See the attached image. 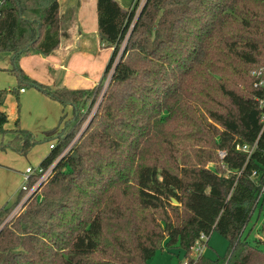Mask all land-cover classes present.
<instances>
[{"label":"trees","instance_id":"trees-1","mask_svg":"<svg viewBox=\"0 0 264 264\" xmlns=\"http://www.w3.org/2000/svg\"><path fill=\"white\" fill-rule=\"evenodd\" d=\"M133 5L97 1L100 39L113 49L103 81L112 76L94 117L63 155L82 124V107L103 81L73 91L24 75L22 57L49 56L60 44L59 0H0V55H11L18 105L23 87L31 86L74 109L70 120L61 117L64 128L56 129L54 148L40 164L51 174L28 198L27 211L6 222L22 190L0 207V264H109L90 261L98 253L112 256L102 248L105 235L114 236L120 264H147L163 239L190 253L201 234L213 231L228 241L226 255L194 264H264V253L245 237L264 186V87L254 86L262 69L264 79V0H146L138 15ZM228 69L241 81L249 72L251 92L218 85L227 103L221 112L207 111L213 126L197 104L212 90L209 77L220 79ZM181 119L192 141L206 140V130L212 149L173 164ZM6 121L0 111V133ZM256 143L250 157L236 148ZM180 208L188 215L176 224L168 210ZM116 230L130 232L135 245L119 241Z\"/></svg>","mask_w":264,"mask_h":264},{"label":"rangeland","instance_id":"rangeland-1","mask_svg":"<svg viewBox=\"0 0 264 264\" xmlns=\"http://www.w3.org/2000/svg\"><path fill=\"white\" fill-rule=\"evenodd\" d=\"M135 1L136 0H123L122 5L125 9H128L135 3ZM10 69L11 68L6 71L0 69V91L5 92L0 101V111L6 113L7 115V121L2 126L4 133H0V207L6 205V203L10 201L9 197L12 196L11 192H16L17 194L15 193V196L19 194L22 185L25 183V176L23 173L26 168L31 167L36 169L39 167L41 161L50 153V146L56 143V134H49V131L45 133L42 129L45 119L42 117L43 113L41 112V109L35 108L32 105L23 106L21 103V96L18 105L17 94L15 92V90L18 89V78L9 71ZM217 75L220 79H211L209 77L212 90L210 91L209 96L202 99L203 105L197 104L198 110H201V115L207 119V122L210 125H213L214 122L211 118H209L207 111L214 109L221 112L223 105L227 103V100L220 96L219 91L216 92L218 85L225 84L226 87L237 89L245 95L251 92L248 85L249 72L245 73L243 81L239 80L238 74L234 73L230 69L220 72ZM110 79L111 74L106 77L100 88L93 90L91 99L87 101L85 107H82L84 108L83 111L85 113L84 116L80 117L82 124L77 128L75 139L65 149L63 155L68 153L70 148L75 144L91 119L94 117L103 99V95L108 88ZM25 90L34 89L31 86H24L23 91ZM43 95L46 96L45 94ZM189 102L191 107H193V103L195 101L190 99ZM63 115L66 117V120H70L74 115V109L71 106H66ZM182 123V119L176 123L174 136L178 139L174 141V156L177 161L173 164H183L187 162L188 158L193 156V152L195 150L208 151L212 149V145L209 144V141H212L213 137L208 134L206 130H203L202 136L206 140L192 141L189 138L191 135L185 131V126L182 127ZM53 128H64V124H61V118L58 119ZM17 130L22 132L20 134L18 132L17 134ZM26 135H30V139L25 146L24 140L26 139ZM20 136L22 137V140H16V137ZM24 146L26 147V151L22 152ZM51 171H47L44 176H38L34 179L30 190L22 194L18 203L14 202L15 205L13 206L6 222L13 220V218L27 211L28 204H26V202L28 198L34 193L39 194L42 191V187L45 183H47ZM19 177H22V179L20 180ZM15 187L18 190L14 189ZM13 201H15V199ZM174 205L179 206L178 204ZM168 213L169 220L176 224L185 220L188 215L183 208H180L178 213L171 210H168ZM109 231H113V229H110ZM116 231L117 235L120 237L119 241H123L129 247H133L135 245L132 241L130 232L128 234H123L120 230ZM245 237L253 246L258 245L259 249L264 253V195L260 199L257 209L254 211L248 222ZM113 239L114 236L105 235L104 241L102 242V248H107L108 253H112V256L98 253L91 258L90 261L120 264L113 255V253L116 252V245L114 244ZM260 241L263 243H259ZM228 246V241L223 236L213 231L210 235L208 245L203 253V256L209 259H215L218 256H225ZM186 258H193V256L185 250L179 248H169L166 244L165 238L162 240V243L157 249L154 257L151 258L147 264H183ZM125 263H127L126 260L124 261V264Z\"/></svg>","mask_w":264,"mask_h":264},{"label":"crops","instance_id":"crops-1","mask_svg":"<svg viewBox=\"0 0 264 264\" xmlns=\"http://www.w3.org/2000/svg\"><path fill=\"white\" fill-rule=\"evenodd\" d=\"M97 1L59 0L62 34L60 44L49 56L33 54L22 57L19 60V67L24 75L53 89L92 90L102 83L113 49L108 48L100 39ZM116 1L125 9L122 5L123 0ZM11 65V55L1 54L0 69H9ZM22 90L20 96L23 106L32 105L41 109L42 117L45 119L42 128L45 133L48 131L53 135L59 133L62 129L56 131L53 127L63 116L65 108L36 89ZM13 193L11 192L12 196L9 197L8 203L16 198L17 193Z\"/></svg>","mask_w":264,"mask_h":264},{"label":"built area","instance_id":"built-area-1","mask_svg":"<svg viewBox=\"0 0 264 264\" xmlns=\"http://www.w3.org/2000/svg\"><path fill=\"white\" fill-rule=\"evenodd\" d=\"M146 0H140V2L138 3V5H133V9L136 10V15L139 14V12L141 11L142 7L144 6ZM141 5V6H140ZM138 11V12H137ZM112 76V72L110 73ZM263 75V69L258 71L257 73H255V76L257 78V82L255 83V87L256 88H260V87H264V79L262 78ZM109 80V79H108ZM23 91V90H22ZM259 105L260 108L262 109V118H261V122L263 124V128H264V98L263 99H259ZM257 147V143L250 148L249 146L245 145V146H240L237 145V150L239 151H243L245 153L249 154V157L252 155V153L254 152L255 148ZM51 149L54 148V145L50 146ZM221 158L225 157V153L220 151L219 153ZM52 169L49 168L48 170L44 171V169H41L40 167L37 169L28 167L25 171V183L22 185L21 190L23 191H29L30 188L28 186V183L30 181L31 176L36 175L37 173L41 174V176H44L47 171H51ZM257 172L254 171L252 177H257ZM264 195V186L262 188V193L260 195V199L262 198V196ZM210 236L206 235L205 233L201 234L199 241L190 249V253L192 254L193 258H186L185 261L183 262V264H191V262L193 261V264L200 258L203 256V253L208 245V241H209Z\"/></svg>","mask_w":264,"mask_h":264},{"label":"water","instance_id":"water-1","mask_svg":"<svg viewBox=\"0 0 264 264\" xmlns=\"http://www.w3.org/2000/svg\"><path fill=\"white\" fill-rule=\"evenodd\" d=\"M173 203L176 204V205L178 204V202L176 200H173Z\"/></svg>","mask_w":264,"mask_h":264}]
</instances>
